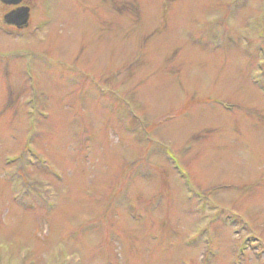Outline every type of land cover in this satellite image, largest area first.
Listing matches in <instances>:
<instances>
[{"label": "rangeland", "instance_id": "1", "mask_svg": "<svg viewBox=\"0 0 264 264\" xmlns=\"http://www.w3.org/2000/svg\"><path fill=\"white\" fill-rule=\"evenodd\" d=\"M34 3L0 46V264H264V0Z\"/></svg>", "mask_w": 264, "mask_h": 264}, {"label": "flooded vegetation", "instance_id": "2", "mask_svg": "<svg viewBox=\"0 0 264 264\" xmlns=\"http://www.w3.org/2000/svg\"><path fill=\"white\" fill-rule=\"evenodd\" d=\"M4 1L7 2L9 0H0V46H7L8 44L6 40L10 38L13 39L19 36L21 32H25V30H28L32 22L34 23L33 20L36 16L33 11L35 4L34 2H36V0H21V2L17 4L14 3L8 4ZM10 1H15V0H10ZM21 7H28L30 10L29 25L26 29L23 30L18 29L15 23H7L6 21V16L14 13L16 10H18Z\"/></svg>", "mask_w": 264, "mask_h": 264}, {"label": "water", "instance_id": "3", "mask_svg": "<svg viewBox=\"0 0 264 264\" xmlns=\"http://www.w3.org/2000/svg\"><path fill=\"white\" fill-rule=\"evenodd\" d=\"M6 2V1H4ZM20 0L15 1H7L6 3H19ZM28 9L27 8H21L18 11L10 14L8 17H6V20L8 23H15L19 28H23L27 25L28 22Z\"/></svg>", "mask_w": 264, "mask_h": 264}]
</instances>
